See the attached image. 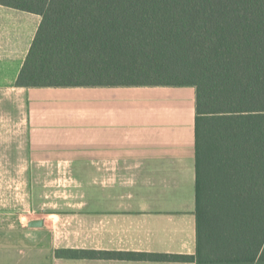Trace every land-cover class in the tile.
Instances as JSON below:
<instances>
[{"label":"trees","instance_id":"trees-1","mask_svg":"<svg viewBox=\"0 0 264 264\" xmlns=\"http://www.w3.org/2000/svg\"><path fill=\"white\" fill-rule=\"evenodd\" d=\"M0 4L42 16L17 86L196 87L197 252L143 257L264 264V0Z\"/></svg>","mask_w":264,"mask_h":264},{"label":"crops","instance_id":"crops-1","mask_svg":"<svg viewBox=\"0 0 264 264\" xmlns=\"http://www.w3.org/2000/svg\"><path fill=\"white\" fill-rule=\"evenodd\" d=\"M41 21L0 4V89L17 91L25 117L18 152L51 170L32 230L0 239L41 264H196L143 257L197 252L196 87L17 86Z\"/></svg>","mask_w":264,"mask_h":264},{"label":"rangeland","instance_id":"rangeland-1","mask_svg":"<svg viewBox=\"0 0 264 264\" xmlns=\"http://www.w3.org/2000/svg\"><path fill=\"white\" fill-rule=\"evenodd\" d=\"M22 103L12 87L0 89V231L13 227L32 230L27 224L35 216L33 191L46 189L51 178L47 162L35 164L18 152L24 147L18 137L25 120ZM12 243L15 241L0 239V264H41L33 252L28 256L16 249L8 250Z\"/></svg>","mask_w":264,"mask_h":264}]
</instances>
